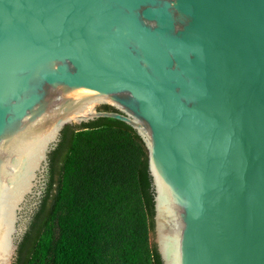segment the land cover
Returning a JSON list of instances; mask_svg holds the SVG:
<instances>
[{"label": "water", "instance_id": "95a60500", "mask_svg": "<svg viewBox=\"0 0 264 264\" xmlns=\"http://www.w3.org/2000/svg\"><path fill=\"white\" fill-rule=\"evenodd\" d=\"M100 118L143 143L161 264H264V0H0V264Z\"/></svg>", "mask_w": 264, "mask_h": 264}, {"label": "trees", "instance_id": "16d2710c", "mask_svg": "<svg viewBox=\"0 0 264 264\" xmlns=\"http://www.w3.org/2000/svg\"><path fill=\"white\" fill-rule=\"evenodd\" d=\"M151 233L143 143L126 124L100 118L62 130L14 264H161Z\"/></svg>", "mask_w": 264, "mask_h": 264}]
</instances>
